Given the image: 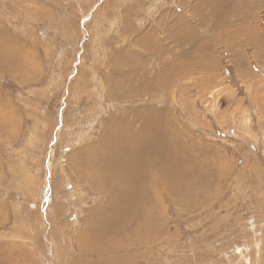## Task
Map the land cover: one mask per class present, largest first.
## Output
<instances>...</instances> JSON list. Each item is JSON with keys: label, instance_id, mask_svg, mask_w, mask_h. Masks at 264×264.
Returning a JSON list of instances; mask_svg holds the SVG:
<instances>
[{"label": "rangeland", "instance_id": "374dc122", "mask_svg": "<svg viewBox=\"0 0 264 264\" xmlns=\"http://www.w3.org/2000/svg\"><path fill=\"white\" fill-rule=\"evenodd\" d=\"M0 60V264H264V0H0Z\"/></svg>", "mask_w": 264, "mask_h": 264}, {"label": "bare ground", "instance_id": "6f19581e", "mask_svg": "<svg viewBox=\"0 0 264 264\" xmlns=\"http://www.w3.org/2000/svg\"><path fill=\"white\" fill-rule=\"evenodd\" d=\"M122 25V24H121ZM5 50H7V46L4 47ZM7 56V55H6ZM9 58V57H8ZM12 59V58H11ZM1 61V60H0ZM180 62V61H179ZM9 63V62H8ZM15 63V62H14ZM175 63V62H173ZM126 65V64H125ZM171 67V66H170ZM182 68H184V65L182 63ZM171 69V68H170ZM126 96V95H125ZM127 98V97H126ZM130 98V97H129ZM131 98H132V93H131ZM154 108H150V110H148L147 112L151 113L153 111ZM136 112V111H135ZM134 119V118H133ZM174 119V117H173ZM176 120V119H175ZM133 121V120H132ZM144 123V122H143ZM144 125V124H143ZM173 128V127H172ZM144 129L140 132V133H132V126L130 127L129 126V123L126 121V124L124 123V125H117V129L116 131L112 130V126H110L107 130H106V138L104 139L103 137V140L101 141V143L103 144L102 147H104V149L106 150L105 151V154L106 152H108L107 150H113L112 152L116 155H112L108 158H113L114 160L111 162V160H107V161H104L102 166L104 167L103 169H99V170H96L94 171V174H98V177L97 178V181L99 180V182H102V178H103V175L106 173L104 171H110L112 170V167L113 168H118L119 170V174L121 175V177L119 178L118 181H122L124 184L126 181H129L128 177L126 179V177H124L123 175V169L125 168L126 169V173L129 174L131 171L133 172L132 173V177H133V174L137 171V170H140L142 168V166L144 165V163L146 162L148 165H150L152 168L154 166H156L155 164V161L153 159H155L154 157V153L157 152V150L155 149L156 148V140H155V143H154V135L152 136L151 134V131L148 129L146 133H143ZM114 132V135L112 136V133ZM162 133V132H161ZM132 135L134 137L132 138H129L128 136L129 135ZM158 134V133H157ZM162 135V134H161ZM169 135V134H168ZM158 136V135H157ZM156 136V137H157ZM164 137V136H163ZM166 137V136H165ZM161 138V137H160ZM171 138V137H170ZM163 139V138H161ZM172 139V138H171ZM158 140V139H157ZM164 141V140H163ZM168 142V137H167V140ZM166 143V142H165ZM176 143V142H175ZM163 145V144H162ZM166 145V144H165ZM168 145V144H167ZM161 146V145H159ZM173 146V145H172ZM166 148V147H165ZM176 148V146H175ZM178 148V147H177ZM161 149V148H160ZM172 149V148H171ZM136 150V151H135ZM176 150V149H175ZM164 151V150H163ZM173 151V150H172ZM177 151V150H176ZM64 152V151H63ZM96 152V151H95ZM100 152V151H99ZM98 152V153H99ZM102 152V151H101ZM122 153L123 154V157H124V160H121L122 158L119 157V154L118 153ZM175 152V151H174ZM109 154V153H108ZM173 154V153H172ZM176 154V153H175ZM173 154V155H175ZM94 155V152L91 151L89 154H86L85 155V167L91 169V167L93 166V163H92V156ZM103 155V154H101ZM100 156V155H99ZM165 156V155H164ZM176 156V155H175ZM120 158V159H119ZM167 158V157H166ZM177 158V157H176ZM165 159V158H164ZM84 160V159H83ZM157 160V159H156ZM94 161V160H93ZM99 161V160H98ZM137 161H139L137 163ZM177 161V160H176ZM83 162V161H82ZM130 162L132 164V166L130 165ZM162 162V161H161ZM173 162V161H172ZM98 163V162H97ZM171 163V162H170ZM179 163V162H178ZM177 163V164H178ZM83 164V163H82ZM111 164V166H110ZM173 164V163H172ZM163 165V164H162ZM170 165V164H169ZM135 167V168H133ZM171 167V166H170ZM176 167V166H175ZM180 167V166H179ZM80 168V167H79ZM180 169V168H179ZM104 170V171H103ZM166 170V169H164ZM169 170V169H168ZM175 170V169H174ZM174 170H172V175ZM99 171V173H98ZM160 171V170H158ZM157 171V173H158ZM180 171V170H179ZM93 172V171H92ZM143 172V171H142ZM161 173V172H160ZM159 173V174H160ZM177 173V171H176ZM181 173V172H180ZM183 173V172H182ZM109 174H113L112 172H110ZM166 174V173H165ZM175 176V175H174ZM177 176V175H176ZM154 177V176H153ZM158 180V183L160 182L159 180V177L156 175L155 176ZM95 178V179H96ZM103 179L106 180V177H104ZM150 180H154V179H150ZM96 181V182H97ZM107 182L110 183H113L112 182V179H108L106 180ZM169 181V180H168ZM157 182V181H156ZM179 182V181H178ZM176 181L175 178H172L171 176V183L173 184V186H176L175 183H178ZM157 183V184H158ZM156 184V183H155ZM166 185V184H165ZM118 186V185H117ZM157 186H160L159 184ZM103 187V186H101ZM116 187V186H115ZM121 187V186H120ZM119 187V189H121ZM168 188H172V187H169L167 186ZM99 188V187H98ZM155 188V186H154ZM158 188V187H157ZM107 189V188H106ZM116 189V188H115ZM102 190V189H101ZM109 190H111L109 188ZM171 191V190H170ZM169 191V192H170ZM168 192V191H166ZM177 192V190H176ZM173 193V190L172 192ZM174 194V193H173ZM105 195V194H104ZM122 192L120 190H117L115 193H114V196L113 198L112 197H109V201L113 202L111 205L106 206V209L104 210V214L102 216H104L106 214V210L108 208H111L112 211H115L116 210V206L117 208L119 209L120 205L122 204V200H123V196H122ZM112 196V195H111ZM145 194H142V198H144ZM108 197V196H107ZM121 201V202H120ZM119 202V203H118ZM97 206V205H96ZM103 205L100 207L102 209ZM111 210L110 212L108 213V215L112 216L111 214ZM122 212V211H121ZM145 212V211H143ZM149 212V211H147ZM122 215V213H120ZM146 214V213H145ZM152 216V215H151ZM117 217V216H116ZM115 217V218H116ZM148 217V216H147ZM145 218V224L142 225L140 228H139V231L140 233L142 232H145L146 230L148 231V220H149V217L148 218ZM144 218V216H143ZM142 218V219H143ZM91 220V219H90ZM152 220V219H151ZM151 222V221H150ZM115 223H117L115 221ZM143 223V221H142ZM154 223V222H153ZM140 224V223H139ZM88 225V224H87ZM119 225V224H118ZM141 225V224H140ZM145 229V230H143ZM149 233V232H148ZM145 234V233H143ZM122 245V244H121ZM80 247H81V250H85L87 251L86 249L87 248H82V245L80 244ZM87 247V246H86ZM110 249V248H109ZM114 249V248H113ZM80 250V249H79ZM104 249L102 248L101 249V246L99 243H96L95 246H93V248L90 250L91 254H94L96 255L97 257V262L100 263V264H106L107 263V256L104 254L105 252L103 251ZM114 251V250H113ZM89 252V251H88ZM110 252V250H109ZM82 255H85V252L82 253ZM95 258V257H94ZM106 259V260H105ZM96 263V262H95Z\"/></svg>", "mask_w": 264, "mask_h": 264}]
</instances>
